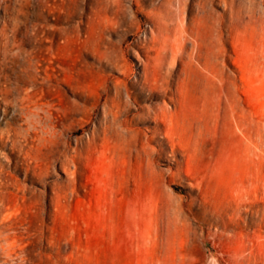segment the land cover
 Wrapping results in <instances>:
<instances>
[{"label":"rangeland","instance_id":"374dc122","mask_svg":"<svg viewBox=\"0 0 264 264\" xmlns=\"http://www.w3.org/2000/svg\"><path fill=\"white\" fill-rule=\"evenodd\" d=\"M43 1L0 0V264H264V0Z\"/></svg>","mask_w":264,"mask_h":264},{"label":"bare ground","instance_id":"6f19581e","mask_svg":"<svg viewBox=\"0 0 264 264\" xmlns=\"http://www.w3.org/2000/svg\"><path fill=\"white\" fill-rule=\"evenodd\" d=\"M53 2H54V1H53ZM43 3H44L46 6L51 5L50 0H44ZM5 7H6V6H5ZM208 28L211 29V25H209ZM37 30H38L37 27H36L35 29H33V34H36ZM34 55H35V54H34ZM34 55H33V56H34ZM34 58H35V56H34ZM35 59H36V58H35ZM36 62H37V59H36ZM37 64H38V62L35 63V67H34V68L37 67ZM37 70H39V69H36V71H37ZM53 71H54V68H53V65H51V67H50V71H49V73H47V76H46V78H45V79L48 80V83L51 84V85H53L52 82L55 80V79H54V78H55V75H54ZM33 86H34V85H33ZM25 94H26V96H28V97L31 96V95L29 94V92H26Z\"/></svg>","mask_w":264,"mask_h":264}]
</instances>
